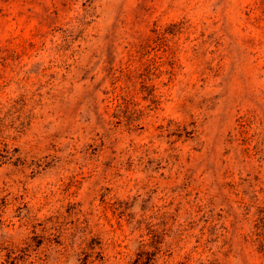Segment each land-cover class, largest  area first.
<instances>
[{"label": "rangeland", "instance_id": "1", "mask_svg": "<svg viewBox=\"0 0 264 264\" xmlns=\"http://www.w3.org/2000/svg\"><path fill=\"white\" fill-rule=\"evenodd\" d=\"M0 264H264V0H0Z\"/></svg>", "mask_w": 264, "mask_h": 264}]
</instances>
